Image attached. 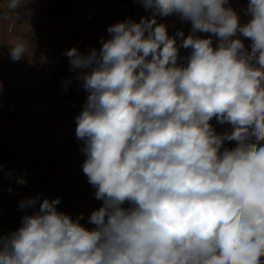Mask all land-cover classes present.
<instances>
[{"label":"clouds","instance_id":"1","mask_svg":"<svg viewBox=\"0 0 264 264\" xmlns=\"http://www.w3.org/2000/svg\"><path fill=\"white\" fill-rule=\"evenodd\" d=\"M138 2L150 15L64 53L87 93L75 136L102 201L92 227L59 197L25 198L0 264H264V0H248L246 22L229 0ZM173 15L187 35L158 22ZM25 53L9 48L14 61Z\"/></svg>","mask_w":264,"mask_h":264},{"label":"rangeland","instance_id":"2","mask_svg":"<svg viewBox=\"0 0 264 264\" xmlns=\"http://www.w3.org/2000/svg\"><path fill=\"white\" fill-rule=\"evenodd\" d=\"M66 4L67 0H47V21L59 19L61 23L67 19L66 25H76L72 17L61 19V9L66 10ZM19 17L23 21L27 15L21 13ZM47 26L42 22L32 25L29 31L21 28L22 40L30 43V51L26 45L22 59L0 57V225L7 228V233L21 226L25 210L19 208V202L25 198L59 197L58 210L73 218L83 213L81 223L87 227H92L87 224L88 216L102 204L94 200L95 206L87 205L85 198H91L93 192L79 190L83 163L75 136L78 114L66 110L77 80L64 53L75 47L73 43L77 40L71 39L73 31L65 32V39L52 54L45 46ZM242 39L246 46L250 44L248 39ZM66 80H71L67 87ZM211 123L219 133L229 130V125H220L215 119ZM64 134L69 144L60 142ZM234 146V141L225 142V147ZM18 177H23L26 183H18Z\"/></svg>","mask_w":264,"mask_h":264},{"label":"crops","instance_id":"3","mask_svg":"<svg viewBox=\"0 0 264 264\" xmlns=\"http://www.w3.org/2000/svg\"><path fill=\"white\" fill-rule=\"evenodd\" d=\"M46 2L47 0H21V4L18 8L9 9V0H0V52L4 53L0 54V57L3 56L7 59L11 58L9 55V48L18 43H23L25 46L27 45L28 51H30V43L27 44V40H22L21 38V28L29 31L32 25L34 26L42 22L48 24L46 27L47 29H45V46L50 53L53 54L58 43L65 39V32L73 31L74 36L71 39L77 40L76 43L72 41L74 42L73 44L76 45L75 47L81 51V53L87 54L92 48L99 49L101 46L100 38L108 37L107 28L110 25L129 18L138 22L142 16L150 15V13L145 11L138 0H67V9H61L60 16L61 19L63 16L72 17L77 24L71 26L66 25L67 19L66 21L63 19L61 23L59 19H51L50 22H48ZM247 2L248 0L244 3L242 9H236L240 14L241 22L245 19H249V17L245 15ZM21 13H26V20L22 21L20 19L19 16H21ZM158 22L168 26L170 35L175 34L178 30H182L185 35H187L191 30L190 23L179 20L175 15L158 18ZM199 35L207 36V34L202 33ZM68 44L66 46H68ZM3 48H7V50L2 51ZM188 54L189 50H180L181 57H185ZM71 95L72 102L67 106L66 110L68 111L70 109L79 114L86 101L87 93L80 86L78 81ZM60 142L69 144V138L64 134V136L60 137ZM76 142L83 163L86 158L81 152L83 142L79 140ZM79 175L82 177L79 180L81 183L79 186L80 192H85L90 189L93 192L91 198H85V203L95 206V190L88 183L82 168L80 169ZM125 207H127V205H125Z\"/></svg>","mask_w":264,"mask_h":264},{"label":"built area","instance_id":"4","mask_svg":"<svg viewBox=\"0 0 264 264\" xmlns=\"http://www.w3.org/2000/svg\"><path fill=\"white\" fill-rule=\"evenodd\" d=\"M247 0H229V4L231 7L236 9H242L244 7V3ZM208 35V34H207ZM214 39V38H213ZM8 232L7 228L3 225H0V234H6Z\"/></svg>","mask_w":264,"mask_h":264}]
</instances>
